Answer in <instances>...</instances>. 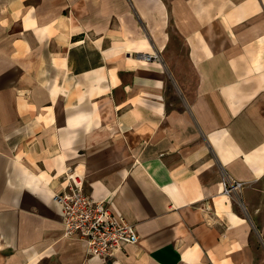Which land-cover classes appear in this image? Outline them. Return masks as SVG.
I'll return each mask as SVG.
<instances>
[{
  "label": "crops",
  "instance_id": "1",
  "mask_svg": "<svg viewBox=\"0 0 264 264\" xmlns=\"http://www.w3.org/2000/svg\"><path fill=\"white\" fill-rule=\"evenodd\" d=\"M68 168L136 228L113 262ZM0 264H264V0H0Z\"/></svg>",
  "mask_w": 264,
  "mask_h": 264
},
{
  "label": "built area",
  "instance_id": "2",
  "mask_svg": "<svg viewBox=\"0 0 264 264\" xmlns=\"http://www.w3.org/2000/svg\"><path fill=\"white\" fill-rule=\"evenodd\" d=\"M143 60H159L157 55L138 56ZM64 187L54 195L62 208L64 236L81 242L86 253L105 262H113L125 246L136 245L139 236L133 224L116 217L104 201L89 197L83 187V178L72 174L68 168L64 174ZM242 182L223 179L221 194L225 197L238 193Z\"/></svg>",
  "mask_w": 264,
  "mask_h": 264
}]
</instances>
